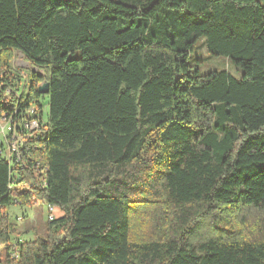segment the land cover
Listing matches in <instances>:
<instances>
[{"label": "trees", "instance_id": "1", "mask_svg": "<svg viewBox=\"0 0 264 264\" xmlns=\"http://www.w3.org/2000/svg\"><path fill=\"white\" fill-rule=\"evenodd\" d=\"M201 38L241 77L192 66ZM14 51L44 78L15 88ZM33 106L0 264H264L261 0H0V118L23 135ZM32 197L63 215L22 241L6 208Z\"/></svg>", "mask_w": 264, "mask_h": 264}, {"label": "rangeland", "instance_id": "2", "mask_svg": "<svg viewBox=\"0 0 264 264\" xmlns=\"http://www.w3.org/2000/svg\"><path fill=\"white\" fill-rule=\"evenodd\" d=\"M262 4H264V0H261ZM203 39H199L198 46L191 52L189 62L192 66H197L199 69V72L201 74L209 72L211 70H227L230 72L234 77L240 78L241 77V71L237 70L236 67L231 64L226 58L224 57H214L211 56L206 49L203 47L201 48V43ZM11 72L13 74H18L20 76V82H16L17 85H15V81H13L15 88L20 87L21 84L28 80V76L35 71L34 67H31L30 64L24 59V57L19 53L14 51L13 55L9 61ZM41 72L40 78H44V71L43 69H38V71H35L36 74ZM46 72V71H45ZM12 84V83H11ZM12 89H15L13 86ZM7 98V101L10 99V96L8 94L5 95ZM46 101V98L45 100ZM45 110V116H46V108ZM6 118V117H5ZM0 124L2 125L3 123ZM33 126V125H32ZM35 127L33 126V129ZM16 144H19V139H15ZM25 141V140H24ZM9 147L11 146L10 142H8ZM28 186V183H26ZM32 199V198H31ZM27 204L16 205L14 203H11L6 208V213L9 216V219L11 222L15 223L16 225V235L18 239L25 241L33 239L34 235L39 237H45L47 233V224H48V214H47V208L46 204L41 203L40 201L37 202L35 200H31ZM60 212V213H59ZM59 213L58 215H56ZM24 215V217L21 215ZM56 217H59L63 215L62 211H55ZM20 216L21 221L17 218ZM14 237V236H13ZM14 241V240H13ZM3 248V246L0 245V250ZM2 258V257H1Z\"/></svg>", "mask_w": 264, "mask_h": 264}, {"label": "built area", "instance_id": "3", "mask_svg": "<svg viewBox=\"0 0 264 264\" xmlns=\"http://www.w3.org/2000/svg\"><path fill=\"white\" fill-rule=\"evenodd\" d=\"M44 109V108H43ZM41 110V112L36 109V107H31L29 108L28 112H29V116L33 118L29 119V122H25L24 123V127H22V129H27L26 131H30V132H26L25 134L21 135V134H12L13 131V127L12 125V121L14 122L13 118L7 119L4 116L0 118L1 123H3L2 125L0 124V144L4 145V148L1 149L0 148V153H3V156L9 161V162H14V163H20L24 164V162L21 159V148L22 145L24 143V140L26 137L30 136L32 133H35L38 130V126H39V121L36 119V116L41 117V115H43L44 110ZM15 113V111H14ZM42 113V114H41ZM35 127L33 129V126ZM15 139H19V144H16ZM8 142H10L11 146L9 147ZM15 170V169H14ZM11 174H13L11 176V183H10V187L11 189L16 188L17 190H23L28 189V186L26 185V183H22L21 180H19V178L17 177V173L16 171H12ZM35 176L37 178L40 179V174L36 173ZM20 183V185L18 186V184ZM42 185V182L40 184ZM31 200H35L37 202H39L40 200L37 199L36 197H32ZM14 204L16 205H20L22 206V203L20 202V200L15 199ZM46 208H47V214H48V220L49 221H53L55 220L57 217L55 215V209L56 207L50 204H46ZM11 258H18V254L16 252H11L10 254Z\"/></svg>", "mask_w": 264, "mask_h": 264}, {"label": "water", "instance_id": "4", "mask_svg": "<svg viewBox=\"0 0 264 264\" xmlns=\"http://www.w3.org/2000/svg\"><path fill=\"white\" fill-rule=\"evenodd\" d=\"M37 90L40 94H47L48 93V82H41L38 85Z\"/></svg>", "mask_w": 264, "mask_h": 264}, {"label": "crops", "instance_id": "5", "mask_svg": "<svg viewBox=\"0 0 264 264\" xmlns=\"http://www.w3.org/2000/svg\"><path fill=\"white\" fill-rule=\"evenodd\" d=\"M58 210H59L58 208H56V209H55V211H58ZM59 211H60V210H59ZM59 213H60V212H59ZM59 213H57L56 215H58ZM22 216L24 217V215H23V214L21 215V217H22ZM61 216H62V215H61ZM59 217H60V216H59ZM17 218H18V219L21 221V218H20V216H18Z\"/></svg>", "mask_w": 264, "mask_h": 264}]
</instances>
